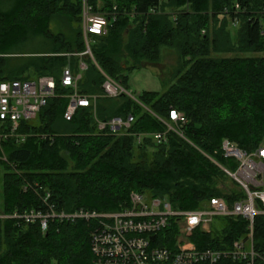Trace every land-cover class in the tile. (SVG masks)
<instances>
[{"label": "trees", "instance_id": "trees-1", "mask_svg": "<svg viewBox=\"0 0 264 264\" xmlns=\"http://www.w3.org/2000/svg\"><path fill=\"white\" fill-rule=\"evenodd\" d=\"M90 2L108 16L116 7L117 14L106 35H91L93 57L84 53L81 0H0V81L42 75L56 80L48 104L34 119L21 121L26 140L2 145L15 167L0 159V213L46 209L42 195L47 192L49 202L66 212L115 211L129 203L133 191L168 199L175 209L202 208L214 196L231 205L242 192L207 155L236 169L235 160L222 152L223 139L248 152L264 144V0ZM153 7L161 12L151 13ZM57 17L67 19L71 36L52 30ZM36 36L48 41L45 50L20 56L25 61L10 66L12 57L6 54ZM166 48L178 59L164 91L145 90L136 98L103 94L106 76L128 89V73L160 63ZM66 66L81 75L80 93L99 95L95 106L79 107L71 119L65 112L74 88L61 81ZM172 109L185 115L179 129L183 136L168 129ZM129 115L134 121L126 133H113L110 125L98 128L97 119ZM160 132H166L161 142L155 137ZM215 219L217 232L193 235L200 249L225 248L247 236L245 217ZM94 225L92 219H50L43 232L39 223L19 225L0 218V264H91ZM174 233L161 231L158 237L167 234L170 240L158 244L173 247ZM254 243L264 249L261 214L254 220Z\"/></svg>", "mask_w": 264, "mask_h": 264}, {"label": "built area", "instance_id": "built-area-1", "mask_svg": "<svg viewBox=\"0 0 264 264\" xmlns=\"http://www.w3.org/2000/svg\"><path fill=\"white\" fill-rule=\"evenodd\" d=\"M116 7H114V10ZM107 13L95 8L90 0H81V21L87 49L84 53L92 56L89 39L91 35H106L111 16L116 19L115 11ZM236 4L234 11L238 12ZM150 12H161L157 7ZM264 13V7L261 9ZM225 13L230 14L228 8ZM260 13L259 17H262ZM238 24L235 17L234 25ZM205 30H203V33ZM264 35V29L261 30ZM93 57V56H92ZM86 64L81 63V68ZM81 75H74L70 66L62 72L61 81L66 87H73L65 117L71 119L79 107L96 105L98 94L86 95L78 91L77 81ZM56 80L52 75H42L30 80L13 79L0 81V159L15 167L6 155L3 143L14 140L22 143L26 134L20 131L21 121L34 119L39 111L48 104L55 95ZM136 96L129 92L119 81L109 76L103 83V94L117 97L120 94ZM171 123L168 129L179 130L186 122L183 112L172 109ZM98 128L104 130L110 125L113 133L123 134L134 121L129 115L127 119L114 117L110 121L97 119ZM166 132L155 133L159 142L166 139ZM141 134L138 135L140 140ZM222 152L236 162V169H229L219 164L226 175L234 181L242 192L241 197L229 205L222 196H214L210 202L197 209H175L165 198L152 197L147 193L133 191L129 203L115 211H96L80 208L74 212L58 211L55 204L49 202L50 193L42 195L46 209H26L13 213H0V218H13L17 224L39 223L45 232L50 219L63 220H95L91 233V264H264V249L260 250L254 243V220L257 215H264V144L256 150L248 152L240 148L228 138L222 141ZM206 154V153H205ZM1 168V166H0ZM241 215L248 221L247 236L233 241L225 248L207 247L200 249L192 240L196 231L203 233L212 231L216 216ZM175 230L173 247L158 244L159 241L170 240L169 235L158 234L164 229ZM155 235V238L152 236ZM158 241V242H157ZM56 264V263H44Z\"/></svg>", "mask_w": 264, "mask_h": 264}, {"label": "rangeland", "instance_id": "rangeland-1", "mask_svg": "<svg viewBox=\"0 0 264 264\" xmlns=\"http://www.w3.org/2000/svg\"><path fill=\"white\" fill-rule=\"evenodd\" d=\"M55 20L56 21L53 22L51 26L54 32H63L67 36L72 35L73 32L67 25V19L65 17H57ZM234 31L235 30H233V33L235 34ZM44 42L48 41L41 36H36L35 39L27 42L25 45H21L22 48H20L19 51L6 54L8 57H12L9 59L10 66H18L22 64L25 60H22L23 57L20 56L31 55V53L34 54L33 52L37 51H44ZM177 59V53L172 49L166 48L163 50L160 63L146 64L141 68L130 71L128 73V91L134 95L145 90L164 91L166 89V84L168 83L166 78L170 76L171 70L176 66ZM219 228L220 222L217 219H214L212 229L214 232H217Z\"/></svg>", "mask_w": 264, "mask_h": 264}, {"label": "water", "instance_id": "water-1", "mask_svg": "<svg viewBox=\"0 0 264 264\" xmlns=\"http://www.w3.org/2000/svg\"><path fill=\"white\" fill-rule=\"evenodd\" d=\"M152 237L155 238V235H153Z\"/></svg>", "mask_w": 264, "mask_h": 264}]
</instances>
